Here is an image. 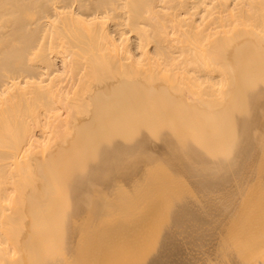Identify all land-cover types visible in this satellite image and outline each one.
<instances>
[{"label": "bare ground", "instance_id": "obj_1", "mask_svg": "<svg viewBox=\"0 0 264 264\" xmlns=\"http://www.w3.org/2000/svg\"><path fill=\"white\" fill-rule=\"evenodd\" d=\"M259 207L264 0H0V264H264Z\"/></svg>", "mask_w": 264, "mask_h": 264}, {"label": "rangeland", "instance_id": "obj_2", "mask_svg": "<svg viewBox=\"0 0 264 264\" xmlns=\"http://www.w3.org/2000/svg\"><path fill=\"white\" fill-rule=\"evenodd\" d=\"M253 45H254V44H253ZM251 46H252V44H251ZM251 46H250V47H251ZM254 46H255V45H254ZM253 49H255V48H253ZM250 50H251V48H250ZM169 80H170V79H169ZM170 82H171V80H170ZM251 160H252V159H251ZM251 160H250V161H251ZM253 160H255V159L253 158ZM253 160H252V161H253ZM252 163H253V162H252ZM252 163H251V164H252ZM248 164L251 165L250 163H248ZM248 164H247V165H248ZM254 164H255V162H254ZM247 165H246V167H245V168H248L247 170H245L246 174L248 173L247 175L249 176V174L252 172V171H251L252 168H253V172L251 173L250 177L246 176V174L244 173V174H245V177H244L245 179H244V180H247L246 178L248 177V181L250 180L249 178H251L250 181H253V180H255V178H256V176H255L256 174L254 173V171L256 170V167H255L256 165H255V166L253 165V167L250 166V169H249V167H248ZM254 168H255V169H254ZM248 170H249V171H248ZM184 173H185V172H184ZM184 173H182V174H184ZM186 173H187V172H186ZM186 173L184 174L185 176H186ZM182 174L180 175L181 177H183ZM187 174H189V173H187ZM189 175H190V174H189ZM189 175H187V176H189ZM154 176H155V175H154ZM180 176H179V177H180ZM185 176H184V177H185ZM187 176H186V177H187ZM252 176L254 177V179L252 178ZM157 177H158V176H157ZM157 177H156V178H157ZM179 177H178V178H179ZM181 177H180V180H181ZM184 177H183V179L181 180V181H183V182H184ZM156 178H154L155 181H153V180H154L153 178H152L153 180H151V183H152V184H150V185H152V186L149 185L150 188H151L150 191L153 192V191H152V187H155V185H156V189L158 188V192L161 193V194H159V197H160V200H161V209H160V211H161V212H164V208H163V206H162V205H163L162 203L164 202L163 199L166 201V203H168V204L171 206V204H174L175 200H176V201L179 200V199H175V198L182 197V196H181L180 194H179L180 196H178V197H177L176 195H174L173 197L176 196V197L174 198L175 200L173 199L174 202L169 201V200H172V198H171V199H170V198L168 199V197H170L171 195L168 196L169 194H167V191H166V190H167V189L169 190L170 186H174L175 184H174V185H172V184H171V185H168L169 187H167V189L165 190V191H166L165 194H167V195L165 196V194H162V193H164V191H163V187H164V186H163V185H165V187H166V184H167V183L165 184L164 181H163L164 184H163V185H162V184L159 185L158 183H161L162 181H160V179H158V178L156 179ZM189 178H192V181H193L194 176L191 175V177L189 176ZM190 180H191V179H190ZM190 180H189V181L187 180L189 183H186V179H185V185H187V184L191 185L190 182H191L192 184H194V185L196 184V182L198 183L197 180H196V181H193V182L190 181ZM194 180H195V179H194ZM152 181L155 182V183H157V181H158V183H157V184L154 183V185H153V182H152ZM159 181H160V182H159ZM167 181H168V178H167ZM174 181H175V180H174ZM181 181H180V182H181ZM199 181H200V182L202 181L201 183H200V182H199V183L202 184L201 187L203 188V186H205V185L203 184L204 180H201V179H200ZM250 181H249V182L244 181V182H245V184H249ZM178 182H179V181H178ZM183 182H182V183H183ZM171 183H173V182H171ZM176 183H177V181H176ZM199 183H198V184H199ZM177 184H178V183H177ZM200 184H199V186H200ZM245 184H244V183H243V185L241 184V185H242V188H241V185L239 186V191H238V189H237V192H238V193H240L241 190L243 189V190H242V191H243L242 194L240 193L241 196L238 195V193L236 192V190H233V191H235L233 194L237 193L238 197H237L236 194H235L234 196H231V198H233L232 202H231V201H228V202H231V203H230L231 205H229V203H227V201H226V205L224 204L225 206L222 207L224 201H223V203H222L221 201L219 202V203L222 204L221 207H222L223 209L226 208V209L223 210L224 213L227 212V214L229 215V214H230V211H232V209L234 208V204L236 205V204H237L238 202H240L241 200L243 201V199H241V198L244 197L243 195H245V194H243V193L246 192V190H245L244 188L248 187V185L246 186ZM181 185H182V184H181ZM185 185H184V186H185ZM189 185H188V186H189ZM161 186H162V187H161ZM175 186H176V185H175ZM177 186H178V185H177ZM177 186H176V187H177ZM243 186H244V187H243ZM165 187H164V188H165ZM196 187H197V185H196ZM196 187H195V188H196ZM201 187H198V188H201ZM173 188H174V187H173ZM173 188H171L172 191L175 189V188H174V189H173ZM178 188H179V187H178ZM183 188H184V187H182V188H180V189H183ZM191 188H192V187H191ZM236 188H237V186H236ZM240 188H241V190H240ZM184 189H185V188H184ZM184 189H183L182 191H186L187 188H186L185 190H184ZM204 189H205V188H204ZM246 189H247V188H246ZM153 190H154V188H153ZM159 190H160V191H159ZM175 190H176V189H175ZM189 190H190V191H188V189H187V192H188L187 194L190 195V194H191V189H189ZM192 190H194V189H192ZM197 190H198V189H197ZM197 190H196V191H197ZM205 190H206V189H205ZM177 191H179V189H178ZM180 191H181V190H180ZM182 191H181V192H182ZM168 192H169V191H168ZM198 192H199V191H198ZM200 192H201V191H200ZM204 192H205V191H204ZM208 192H210V190H209ZM215 192H216V191H215ZM215 192H214V193L211 192V194H213V196H214V194H218V192H216V193H215ZM251 192H252V191H251ZM170 193H171V192H170ZM172 193H173V192H172ZM174 193H177V192H174ZM178 193H179V192H178ZM202 193H203V191L201 192V194H202ZM205 193H206V192H205ZM183 194H184V195H183ZM183 194H182V195H183V199H184V198H185L184 196H187V195H186L185 193H183ZM193 194H194V193H193V191H192V198L194 197ZM195 194H196V193H195ZM195 194H194V195H195ZM203 194H204V193H203ZM203 194H202V196H203ZM208 194H210V193H208ZM211 194H210V195H211ZM231 194H232V192L230 193V195H231ZM249 194H250V193H249ZM172 195H173V194H172ZM198 195H199V194H198ZM198 195L196 194V196H198ZM230 195H229V196H230ZM163 196H164V198H163ZM211 196H212V195H211ZM213 196H212V197H213ZM239 196H240L241 198H240ZM165 197H166L167 199H166ZM188 197H189V196H187V198H188ZM190 197H191V195H190ZM205 197H207V196H205ZM212 197H211V198H212ZM214 197L216 198L217 195H215ZM219 197H221V196H219ZM236 197H237V198H236ZM194 198H195V197H194ZM196 198H198V197H196ZM203 198H204V196L202 197V199H203ZM208 198H210V196H208ZM215 198H213V199H215ZM238 198H239L240 201L238 200ZM188 199H189V198H188ZM188 199H187V201H185V202H186V203L189 202V204H190L193 200L190 202V199H191V198L189 199V201H188ZM205 199L208 200L207 198H205ZM167 200H168V201H167ZM185 200H186V199H185ZM200 200H201V199H200ZM203 200H204V199H203ZM215 200H216V199H215ZM221 200H222V199H221ZM180 201H182V200L180 199L179 202H180ZM183 201H184V200H183ZM194 201H195V200H194ZM196 201H198V200H196ZM196 201H195V204H196ZM209 201H210V200H209ZM218 201H219V200H217V202H218ZM236 201H237V203H235ZM248 201H249V198H248ZM248 201H247V199H246V202H245V203H247ZM130 202H131V201H130ZM136 202H137V201H136ZM169 202H172V203H169ZM201 202H203V201H201ZM201 202H200V203H201ZM213 202H215V201H213ZM175 203H177V202H175ZM182 203H183V202H182ZM182 203H180V205H182ZM186 203H184V204H186ZM197 203H198V202H197ZM126 204H127V203H126ZM128 204H129V203H128ZM132 204H134V203H132ZM187 204H188V203H187ZM193 204H194V203H193ZM204 204H206V202L203 203V206L206 207V208L201 207L203 210H202V209H199V210H201L200 213H197V212L194 213V214H196V215L191 214V215H194V216H192V217H194V218H193V221H194V222H196L195 220H197V221H199L200 224H201V223L203 222V220L206 218V217H204V216H205V215L207 216V214H205V213H208V212H209L211 218H213V215H215L214 213H216V211H217V213L219 212V211H218V208L216 207V205H217L218 203H217V204L215 203V205H212V202H211V204L209 203V204H210V207H209V208H208V205L206 206V205H204ZM174 205H176V204H174ZM174 205H172V207H174ZM177 205H178V203H177ZM190 205H192V204H190ZM190 205H189V206L187 205V207H190ZM198 205H199V204H198ZM200 205L202 206V204H200ZM211 205H212L213 207H212ZM228 205H229L231 208H229ZM243 205H244V203H243ZM131 206H132V205H130V207H129V205H128L127 208H130V209L132 210V209H133V206H132V208H131ZM134 206H135V205H134ZM178 206H179V205H178ZM192 206H193V205H192ZM217 206H218V205H217ZM176 207H177V206H175L174 209H177V208H178V207H177V208H176ZM180 207H181V206H180ZM194 207H196V206H193V208H194ZM219 207H220V206H219ZM124 208H125V207H124ZM127 208H126V209H127ZM183 208H184V205H183ZM183 208H182V211H181V215H179V216H181V217H182V212H183V213H184V211L186 212V210H183ZM197 208H200V207L197 206ZM222 208H220V209H222ZM261 208H262V209H261ZM172 209H173V208H172ZM174 209H173V210H174ZM180 209H181V208H180ZM180 209L178 208L179 211H180ZM184 209H185V208H184ZM195 209H196V208H195ZM216 209H217V210H216ZM220 209H219V210H220ZM162 210H163V211H162ZM190 210H191V209H190ZM190 210H189V208H188V211L186 212V214H185L184 216L187 217L188 212H189ZM199 210H196V211H199ZM207 210H209V211L207 212ZM214 210H215V212H214ZM240 210H242L243 212L246 211L245 213H247L248 211H251L252 208H251L249 205H247L246 207L241 208ZM174 211H175V210H174ZM176 211H177V210H176ZM176 211H175V212H176ZM179 211H177V212L179 213ZM203 211H204L205 213H203ZM210 211H211V212H210ZM220 211H222V210H220ZM257 211L259 212L258 215L252 217V219H264V207H259V208L257 209ZM129 212H130V210H129ZM161 212H157V213L159 214V216H158L159 218L157 217L156 219H151L152 221L154 220V223L156 222L155 224L158 223V224L156 225L158 228H157L156 226H155V227H156L157 229H159V227H160V229L157 230V233H159V234H160L161 232H164V230H162L163 227H164V222H163L164 220H163V218H162V217H163V215H162L163 213L161 214ZM191 212H194V211L191 210ZM191 212H190V213H191ZM212 212H213V214H212ZM243 212H242V214H243ZM178 213H177V214H178ZM190 213H189V215H190ZM202 213H203V214H202ZM209 213H208V215H209ZM224 213L222 214V212H221L219 215L217 214L216 216H219V217H220V215L222 214V215H221V216H223L222 219H224V218H226V217H224V215H225V216H228V215H226V214H224ZM245 213H244V214H245ZM262 213H263V214H262ZM160 214H161V215H160ZM201 214L203 215V217H201V216H202ZM204 214H205V215H204ZM211 214H212V215H211ZM242 214L239 215L237 219H250V218H251V217L249 218V216H247V215L244 216V214H243V215H242ZM191 215H190V216H191ZM262 215H263V217H261ZM199 216H200V217H199ZM243 216H244V217H243ZM181 217H180V218L175 217V218H178V219H179V220H178V219H175V221H174L173 218H172V219H173V220H172V219H170V218L168 217V219H170L168 223H170V221H171V223L174 222L173 224L178 225V227L176 226V228H175V231H174L175 233H185L186 231H187L186 233H189L188 230H189V228H190L191 226H189V223H188L189 220H188L187 222H186V220H187V219H190V222L192 223V222H193V221H191L192 218L188 216L189 218L185 219V217H184L183 219H185V220H183V221H185L186 223H184L183 221H182V222H183V223H182V222H181V220H182ZM207 217H208V216H207ZM214 217H215V216H214ZM241 217H242V218H241ZM257 217H258V218H257ZM160 218H161V219H160ZM195 218H201V219L204 218V219H203L202 222H201L200 219H195ZM211 218L208 217L207 219H210V220H207V221H206V219L204 220V221L207 222V224H206V225H205V224H204V225L202 224V225H203L202 228H201L200 224H198L199 227L201 228L200 231H202V232L204 231V232H207V233L210 234V230H209V229H211L212 227L209 226L210 223H209L208 221H210V222H211V226H213V225H212V223H213V222H212L213 219L211 220ZM215 218H218V217H215ZM148 219H149V218H148ZM194 219H195V220H194ZM219 219H221V217H220ZM149 220H150V219H149ZM176 220H177L178 222H177ZM160 221H161V223H160ZM180 222H181V223H180ZM194 222H193L192 224H194ZM154 223H153V224H154ZM162 223H163V224H162ZM177 223H180V224H177ZM197 223H198V222H197ZM135 224H137V222H135ZM135 224H134V222H133V223L131 224V226H132V225H133V226H136ZM159 224H161V226H160ZM173 224H172V225H173ZM185 224H186V225H185ZM187 224H188V225H187ZM162 225H163V226H162ZM182 225H183V226L185 225V226L183 227V229L185 228V230H182V227H181ZM190 225H191V224H190ZM173 226H174V225H173ZM179 226H180V229H179ZM206 226H208L209 229H208ZM187 227H189V228H187ZM186 228H187V229H186ZM200 228H199V229H200ZM203 228H207L208 230H207V229H203ZM177 229H179V230H181V231H179V230H177ZM199 229H198V230H199ZM171 230H172V229H171ZM206 230H207V231H206ZM158 231H159V232H158ZM172 231H173V230H172ZM172 231H171V233H173ZM190 231H191V228H190ZM208 231H209V232H208ZM167 232H168V231H167ZM202 232H200V233L203 234L204 232H203V233H202ZM152 233H153V232H152ZM207 233H205V234H203V235H207ZM169 234H170V233H169ZM160 259H161V258H160ZM162 259H163V258H162ZM162 259H161L160 261H158L159 259L157 258L156 261H158V263L161 264V263H163Z\"/></svg>", "mask_w": 264, "mask_h": 264}]
</instances>
